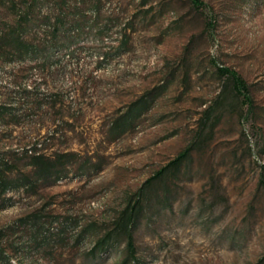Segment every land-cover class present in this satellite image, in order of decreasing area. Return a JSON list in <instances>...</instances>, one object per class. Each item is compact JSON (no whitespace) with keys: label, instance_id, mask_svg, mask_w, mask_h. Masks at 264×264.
<instances>
[{"label":"rangeland","instance_id":"1","mask_svg":"<svg viewBox=\"0 0 264 264\" xmlns=\"http://www.w3.org/2000/svg\"><path fill=\"white\" fill-rule=\"evenodd\" d=\"M42 1L0 0V38L29 10L26 40H77L47 62L13 59L0 40V104H14L0 117V174L14 185L0 194L1 264H119L121 237L95 243L185 148L142 192L131 264H264V0ZM217 66L246 82L250 104ZM34 139L44 156L69 154L60 178L37 176Z\"/></svg>","mask_w":264,"mask_h":264},{"label":"trees","instance_id":"2","mask_svg":"<svg viewBox=\"0 0 264 264\" xmlns=\"http://www.w3.org/2000/svg\"><path fill=\"white\" fill-rule=\"evenodd\" d=\"M33 5H39V3H43L42 0H32ZM30 4V3H29ZM23 20L17 21L10 29V31L3 35L0 40L4 39V43L7 47H9V53L11 57L18 59H28V60H40L43 62L50 61L53 55H55L58 51L64 48L67 52L72 54L74 50H71L73 45H76L77 40H70L66 38L62 44H56L57 41L49 47L40 48L33 42L26 40L22 35V32L25 31L27 24H32L33 19L31 16V12L25 11L23 12ZM51 17H48L50 21ZM54 22L52 26L53 34L57 38L60 30L63 26V20L59 17L53 18ZM47 20V22H49ZM64 34V33H63ZM218 75L226 80V84L229 89L233 91V93L241 97V101L245 104H250L251 99L249 98L246 92V82L234 71L222 66H217ZM24 92L28 94L30 91L25 89ZM153 92L146 94L145 96H141L136 99L132 103L129 104L127 110L120 114L113 122L112 128L117 131V134L124 133L130 125H132V121L140 116L141 112L147 108L148 97H152ZM219 97V94L218 96ZM12 103H3L0 104V117L4 115H12L13 108ZM209 110V108H208ZM14 115V114H13ZM31 144L28 147V151H30V161L33 165L35 172L38 177L45 178L51 177L60 178L61 175L56 171V166L62 161L63 157L69 154H57L54 153L52 156H44V154L39 152L38 144L40 142L36 139L29 141ZM188 148H185L181 151L176 157L170 160L164 167L160 170L156 171L149 179H147L138 192L136 193V200L130 204L128 202L126 206L121 210L116 222L115 226L112 230L108 231L103 235L102 238L98 239L95 243L93 250H104L107 248L112 242L117 240L118 238H122L125 242V254L119 264H131V262H137L138 258L136 256V247L133 238V226L135 225L139 213L141 211V206L139 205L140 197L142 196V192L152 183L153 180L164 176L166 173L174 172L179 169L183 161L186 159L188 155ZM260 185L264 186V181L261 178L259 180ZM10 187H14V185H10V181L6 179L4 174H0V194L6 192ZM5 253L2 249H0V264L3 261L2 259H6L4 256ZM262 263V260L258 261L256 264Z\"/></svg>","mask_w":264,"mask_h":264}]
</instances>
